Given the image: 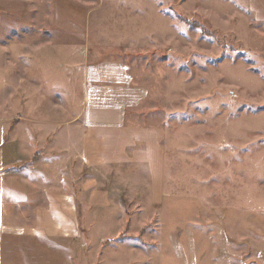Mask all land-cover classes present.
<instances>
[{
  "label": "rangeland",
  "instance_id": "1",
  "mask_svg": "<svg viewBox=\"0 0 264 264\" xmlns=\"http://www.w3.org/2000/svg\"><path fill=\"white\" fill-rule=\"evenodd\" d=\"M70 44L128 63L164 148L155 180L97 173L91 190L111 201L76 203V263L264 264V20L244 0H0L4 142L22 117V60L32 103L40 88L51 99L69 87ZM40 154L17 167L53 161Z\"/></svg>",
  "mask_w": 264,
  "mask_h": 264
},
{
  "label": "crops",
  "instance_id": "2",
  "mask_svg": "<svg viewBox=\"0 0 264 264\" xmlns=\"http://www.w3.org/2000/svg\"><path fill=\"white\" fill-rule=\"evenodd\" d=\"M244 6L264 20V0H244ZM67 47L69 87L51 99L40 88L32 103L30 54L22 60V117L5 142L0 135V264H77L76 203L111 201L91 190L97 173L145 168L154 180L159 173L162 129L157 112L144 103L148 89L134 80L126 61H93L84 52L79 59L78 46ZM38 151L53 161L17 167ZM84 168L95 175L74 180Z\"/></svg>",
  "mask_w": 264,
  "mask_h": 264
}]
</instances>
